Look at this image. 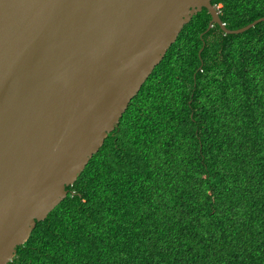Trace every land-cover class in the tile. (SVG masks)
<instances>
[{"label":"trees","instance_id":"1","mask_svg":"<svg viewBox=\"0 0 264 264\" xmlns=\"http://www.w3.org/2000/svg\"><path fill=\"white\" fill-rule=\"evenodd\" d=\"M229 29L264 0H212ZM193 16L10 264H264V21Z\"/></svg>","mask_w":264,"mask_h":264},{"label":"water","instance_id":"2","mask_svg":"<svg viewBox=\"0 0 264 264\" xmlns=\"http://www.w3.org/2000/svg\"><path fill=\"white\" fill-rule=\"evenodd\" d=\"M212 0H0V264L69 194L132 99Z\"/></svg>","mask_w":264,"mask_h":264}]
</instances>
